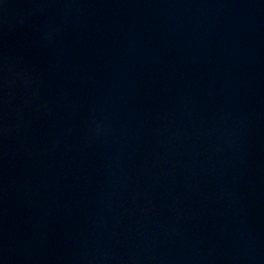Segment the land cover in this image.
<instances>
[{"label": "water", "instance_id": "95a60500", "mask_svg": "<svg viewBox=\"0 0 264 264\" xmlns=\"http://www.w3.org/2000/svg\"><path fill=\"white\" fill-rule=\"evenodd\" d=\"M0 264H264V0H0Z\"/></svg>", "mask_w": 264, "mask_h": 264}]
</instances>
